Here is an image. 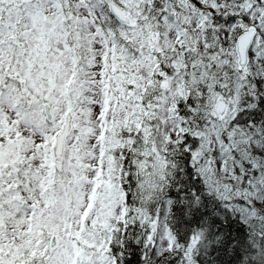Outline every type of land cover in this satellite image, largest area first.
I'll return each mask as SVG.
<instances>
[{
    "label": "snow or ice",
    "instance_id": "snow-or-ice-1",
    "mask_svg": "<svg viewBox=\"0 0 264 264\" xmlns=\"http://www.w3.org/2000/svg\"><path fill=\"white\" fill-rule=\"evenodd\" d=\"M0 264H264V0H0Z\"/></svg>",
    "mask_w": 264,
    "mask_h": 264
}]
</instances>
